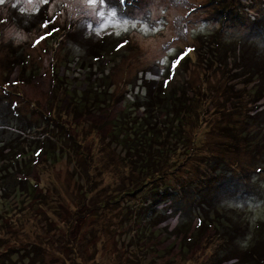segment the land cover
<instances>
[{
	"label": "rangeland",
	"instance_id": "obj_1",
	"mask_svg": "<svg viewBox=\"0 0 264 264\" xmlns=\"http://www.w3.org/2000/svg\"><path fill=\"white\" fill-rule=\"evenodd\" d=\"M245 2L233 0L224 6L223 15L217 0H0V56L4 58L2 48L8 43L21 45L39 68L29 83L14 82L17 69L6 77L0 64V141L27 136L7 127L6 110L29 113L36 107L32 117L38 112L48 115L58 124L57 135L75 138L83 154L66 148L57 162L42 156L28 175L36 182L34 197L10 193L1 199L0 264H57L58 257L66 264L207 261L212 252L208 237L189 250L181 249L185 231L195 230L194 213L186 216L170 202L156 201L158 195L148 188L158 186L157 178L151 183L131 181L130 186L124 176L129 162L120 160L123 153L108 134L112 119L125 105L142 102L148 86L164 92L167 102H190L195 95L205 99V86L219 96L229 85L246 101L247 112L264 115V95L255 101L251 93L264 80L246 66H236L241 60L264 67V0ZM53 28H62L64 35L51 39ZM212 36L222 44L214 52H225L216 66L207 62L215 58L213 48H207L215 41ZM198 46L205 51L204 62L194 60ZM187 49L191 51L173 69L172 63ZM56 59L60 62L55 68L67 85L83 89L87 81L106 88L112 84L120 99L74 117L68 112V96L55 95L61 89L52 77ZM262 145L255 157L233 162L243 183L235 191L229 186L233 183L224 180L217 198L227 214L249 226L264 221V141ZM185 220L189 226L178 229ZM247 239L244 229L238 241ZM236 263L232 259L224 264Z\"/></svg>",
	"mask_w": 264,
	"mask_h": 264
},
{
	"label": "trees",
	"instance_id": "obj_2",
	"mask_svg": "<svg viewBox=\"0 0 264 264\" xmlns=\"http://www.w3.org/2000/svg\"><path fill=\"white\" fill-rule=\"evenodd\" d=\"M217 1L222 4L217 9L219 13H224L222 9L225 5L233 3V0ZM245 1L247 4L257 0ZM239 3L240 1L237 9ZM229 16L230 13H227L226 17ZM19 23L26 25L23 21ZM49 34L53 39L56 35L63 36L64 30L60 28L58 32L53 28ZM212 37L215 41H211L210 45L213 46L208 44L207 48H213L210 52L215 60L208 58L207 62L216 66V63H222L225 52H214L221 49L222 44L220 40L217 41L218 37ZM2 49L4 58L0 56V64L7 72L4 75L8 77L10 70L16 68L14 82L29 83L39 68L32 63L24 52L25 49L11 43ZM194 52V60L204 62L205 51L198 46L194 48ZM100 55L96 54L97 57ZM245 57L243 56L244 59ZM59 62L56 59L51 65L53 80L61 86L55 95L62 92L68 96V112L74 117L95 111L98 107L109 106L114 103L112 98L115 101L120 99L121 96L116 94L112 84L106 88L98 85L96 81H87V86L83 89L67 85L64 77L55 68ZM239 65L246 66L247 72L264 80L263 66L259 68L252 61L243 64L241 60L236 66ZM262 84H257L251 92L255 101L264 95ZM223 88V94L215 96L212 88L205 86L204 100L195 95L190 102H167L164 92H155L153 87L148 86L147 95L143 98L136 96L137 99L142 98V102L139 100L133 105H125L112 119L108 140L120 147L123 153L120 160L124 164L129 162L130 171L124 176L130 180V186L137 180L150 182L157 178L158 186L148 188L153 196L158 195L159 200L156 201H168L186 216L194 213L196 227L190 233L185 231L180 241L182 250H189L208 237L212 252L204 264H224L232 259H236V264H264V221L249 226L248 222L227 214L225 207L221 206V200L217 199L224 180H230L233 184L229 186L235 191L243 183V175L240 171L238 174L234 172L238 167L233 162L239 161L241 157L250 154L255 157L257 154L259 145L264 141V134L261 135L264 132V115L253 116L249 110L247 112L248 107L242 96L229 90V85H224ZM159 98L162 101L158 102ZM208 107H211L210 111L207 110ZM139 109L141 113H137ZM16 111L15 108L9 114L6 110L7 127L12 125L13 129H18L15 130L17 134L26 132L27 136L18 134L6 141H0L1 202L10 193L34 197L36 182L28 175L35 164L42 161V156L46 161L57 162L59 156L65 154L66 148L71 153L83 156L79 153L80 145L75 138L70 135H57L58 124L48 115L38 112L39 116L35 119L32 113L38 111L36 107L31 108L29 113ZM28 135L30 139H27ZM188 226L185 220L177 228ZM244 229L248 230V239L240 243L238 238ZM1 241L2 237L0 247L3 246ZM58 260L57 264H66L63 257H58Z\"/></svg>",
	"mask_w": 264,
	"mask_h": 264
},
{
	"label": "snow or ice",
	"instance_id": "obj_3",
	"mask_svg": "<svg viewBox=\"0 0 264 264\" xmlns=\"http://www.w3.org/2000/svg\"><path fill=\"white\" fill-rule=\"evenodd\" d=\"M45 27H47V25ZM41 39H44V37H41ZM37 43H39V41H37ZM190 51L191 49H187L180 56H178L177 59L175 60V63H172L171 67L173 69L176 68V66L180 63V60L183 59L184 55H187Z\"/></svg>",
	"mask_w": 264,
	"mask_h": 264
}]
</instances>
